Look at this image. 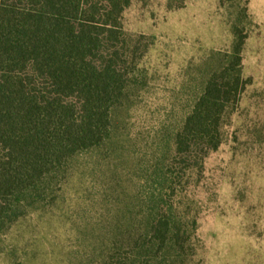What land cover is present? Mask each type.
I'll list each match as a JSON object with an SVG mask.
<instances>
[{"label":"rangeland","instance_id":"1","mask_svg":"<svg viewBox=\"0 0 264 264\" xmlns=\"http://www.w3.org/2000/svg\"><path fill=\"white\" fill-rule=\"evenodd\" d=\"M177 5L132 0L126 8L133 81L114 111L112 139L76 158L53 204L0 230V264H129L137 192L158 159L174 174L171 198L192 235L189 254L169 264H264V0ZM236 28L246 88L203 168L180 165L175 135Z\"/></svg>","mask_w":264,"mask_h":264},{"label":"trees","instance_id":"2","mask_svg":"<svg viewBox=\"0 0 264 264\" xmlns=\"http://www.w3.org/2000/svg\"><path fill=\"white\" fill-rule=\"evenodd\" d=\"M131 1L0 0L1 231L53 204L76 158L111 141L114 111L133 81L134 53L122 23ZM175 2L185 0H169ZM243 44L236 28L232 49L176 133L180 165L203 168L222 144L229 111L247 85ZM173 181L158 159L143 181L148 188L137 192L141 211L129 264H169L189 254L190 224L171 198Z\"/></svg>","mask_w":264,"mask_h":264}]
</instances>
